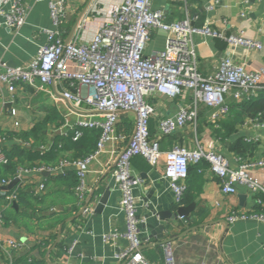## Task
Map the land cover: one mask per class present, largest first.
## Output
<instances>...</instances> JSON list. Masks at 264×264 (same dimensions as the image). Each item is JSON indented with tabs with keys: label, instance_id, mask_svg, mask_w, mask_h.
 Returning <instances> with one entry per match:
<instances>
[{
	"label": "crops",
	"instance_id": "0c3cea01",
	"mask_svg": "<svg viewBox=\"0 0 264 264\" xmlns=\"http://www.w3.org/2000/svg\"><path fill=\"white\" fill-rule=\"evenodd\" d=\"M21 1L29 8L27 21L19 33L7 27H0V73L10 67L29 65L37 56L38 47L47 40L45 33H40L39 29L55 28L47 0ZM120 1L67 0L69 10L61 25V28L64 27L63 34L75 17L77 20L81 13L90 10L96 3L102 14L91 11L83 17L87 21L83 38L90 40L103 18ZM212 1L155 0L154 6L163 9L167 21L170 22L191 18L196 8H202L205 14L203 26L209 24L213 29L224 31L226 34H238L242 31L246 36L259 39L264 44V0H220L214 11H207L206 6ZM71 31L72 28L67 37ZM166 38L164 31H155L146 54L164 49ZM194 43L198 70L203 76H208L217 70L221 59L226 55L227 42L218 37L194 34ZM233 59L250 69L260 68L264 65V51L237 47L234 48ZM226 98L230 101L231 114L230 118L222 120H230V143L239 138L248 144L256 143L258 147L254 156L244 157L246 154H238L229 149L230 143L223 137L226 135V129H222L225 133L221 136L215 135L212 126L214 124L208 119L210 109L204 105H200L197 128L187 126L162 137V150H169L175 144L193 149L197 147L198 141L206 148L208 140H212L214 147L230 160L233 167L239 165L238 157L250 161L264 159V118H251L240 107H233L237 105L233 90ZM150 100L156 105V114L151 117V125L154 128L152 137L155 138L160 119L174 115L186 99L182 96L163 98L156 95ZM7 104L10 106L7 107ZM77 117L78 115L72 114L68 101L61 97L54 84L41 88L39 80L34 84L18 83L14 92H10L6 84H0V132L14 133L10 136L7 134L3 146L6 144L12 148L14 144L19 143L31 147L32 144H37L31 137L24 141L19 134L30 131L36 123L43 122L44 141L38 143L36 149L47 150L52 147V159L49 160V164H53L49 165L51 167H57L62 160L73 155L72 148L68 150L63 146L61 136L67 128L64 127L66 120L74 122ZM124 120L132 122L131 131L122 127ZM135 123L136 117L133 114L120 116L116 133L122 135L123 139L107 143L105 150L92 163L91 172L87 176L89 192L82 205L79 204L75 191L76 181L71 168L65 170L69 175L62 180L49 175L64 174L63 172L33 171L27 174L25 187H28L30 194L25 197L27 200L22 201L24 198L13 204L15 210L7 205L4 194L0 195V210H5L11 218L9 224L3 220L0 232L3 236L14 237L25 243L24 248L16 253L15 264L35 261L37 264H121L114 257V253L128 245L129 241L124 236L128 226L126 215L120 207L121 193L112 172L120 151L133 134ZM36 160L38 159L25 158L21 165L24 163V167L32 168L34 165H29ZM21 165L19 164V168ZM133 169L143 178V183L135 187L134 194L137 200V216L141 220L139 230L142 239L145 237L142 252L150 262L165 264L170 247L176 264H264V221L255 217L228 221L232 211H245L249 214L256 212L260 193H254L247 184L239 183L236 193L226 194L222 191L221 180L212 175L207 167L201 172L202 180L200 177H193L195 189H198L197 197L193 201L195 205L190 214L181 218L175 216L179 204L176 203L174 192L164 177L165 159L162 157L155 167L147 168L137 160ZM253 173L264 180V168H255ZM4 178L13 181L1 174L0 179ZM188 180L190 177L186 180L187 183ZM41 183L45 185L44 190H39ZM46 183H49L47 187ZM9 184L1 187L6 194L11 193L17 185L16 183L12 188H7ZM36 197H43L42 201L39 202ZM85 205L90 209L89 215L81 214ZM100 205L102 207H99ZM200 209L205 213L203 222L190 226L191 221L199 219L197 211ZM159 212L165 214L164 220H160ZM160 221H164V226ZM147 223L153 224L155 230L163 226V236L159 237L148 230L145 226ZM61 228L62 233L57 242ZM114 232L119 233L118 238H106L105 235ZM165 240H171V243ZM72 246L70 253L68 250Z\"/></svg>",
	"mask_w": 264,
	"mask_h": 264
},
{
	"label": "built area",
	"instance_id": "2783aa9c",
	"mask_svg": "<svg viewBox=\"0 0 264 264\" xmlns=\"http://www.w3.org/2000/svg\"><path fill=\"white\" fill-rule=\"evenodd\" d=\"M47 2L55 28L39 29L47 40L38 47L37 56L27 66L10 67L0 73V84H6L10 92L15 91L18 83L34 84L36 80L40 81L41 88L56 85L58 93L68 101L72 114L78 115L74 122L66 120L64 124L69 130H75L73 140H78L84 129H100L101 135L94 152L83 159H64L57 167L18 168L12 178L18 179L17 185L9 194L4 193L1 187L11 181L0 179V195L4 194L7 205L17 202L21 189L27 184V174L33 171L65 173L69 168L77 173L79 182L75 191L82 205L89 192L87 176L92 163L105 150L107 143L122 138L116 133L122 114L135 115L136 123L112 172L121 193L120 207L128 226L124 234L128 245L114 253L121 264H154L142 253L144 241L139 230L141 220L137 216L134 189L143 183V178L133 169L132 159L136 156L144 157L151 167H155L162 157L165 159L164 177L178 206L186 190L189 164L204 159L210 163L211 174L221 180L224 193L234 194L237 185L245 183L254 193L264 195V180L253 173L255 168H264V159L250 161L238 157L240 163L233 167L230 160L214 147L212 140H208L206 148L198 141L193 149L175 144L165 151L160 143L162 137L187 126L196 129L200 105L210 109L209 122L218 126L220 120L231 114L230 101L226 97L232 90L234 101L238 103L264 89V65L250 69L233 59L234 48L237 47L264 51V44L259 39L248 37L242 31L226 34L209 24L194 26L189 17L167 21L164 10L154 6L155 0H121L103 18L92 38L85 40L87 21L83 17L91 11L102 14L95 3L90 10L83 12L76 31L69 38L64 37L61 28L69 10L67 0ZM219 3L220 0H213L206 10L214 11ZM8 4L11 5L6 8ZM28 8L21 0H0V27L19 33L27 21ZM157 30L167 34L165 47L147 55V47ZM194 34L218 37L227 42L226 55L217 70L208 76H203L198 70ZM159 94L171 98L182 96L186 100L174 115L160 119L157 135L153 138L149 124L156 114V105L150 99ZM67 128L62 134H67ZM3 142L4 138L0 136V164H7L9 158L3 150ZM44 189L45 185L41 183L39 190ZM257 204L264 207V198H257ZM2 212L0 210V224L3 222ZM83 213L89 215L90 209L86 207ZM247 217L264 221V212L232 211L228 221ZM105 236L115 240L119 233ZM24 245V242L3 236L0 232V264H15L16 253ZM72 249L73 246L68 251L71 253ZM165 264H176L170 247Z\"/></svg>",
	"mask_w": 264,
	"mask_h": 264
},
{
	"label": "trees",
	"instance_id": "16d2710c",
	"mask_svg": "<svg viewBox=\"0 0 264 264\" xmlns=\"http://www.w3.org/2000/svg\"><path fill=\"white\" fill-rule=\"evenodd\" d=\"M193 16L189 19H191L192 24L194 26H198V27H202L203 25V21H204V17L205 14L202 11V8H196L193 12ZM76 17L74 18L73 21H71V23H69V25L66 27V32L64 33V37H67L70 33L71 28H73L74 24L76 23ZM64 27H62L63 30ZM75 91V90H74ZM238 106L240 107V109L245 112L247 115H249L251 118H264V89H261L257 95L252 96L250 98H246L244 100H242L241 102H238L237 105H234L233 107ZM232 112H233V108H232ZM125 117V116H124ZM230 118V117H228ZM223 121V120H222ZM212 125V124H211ZM219 127H214L213 126V131L215 133V135L217 136V134L219 136H221L222 134H224L225 132H222V129H226V135H223L224 138H227V140L230 143V132L232 131V126L230 123V120L227 119V121H223L221 123V121L218 123ZM122 127L124 128V130L126 131H131L132 129V122H128L127 120H124L122 123ZM150 134L151 136H153L154 134V128L151 125V119H150ZM14 135V133H4V132H0V136L4 138H7L8 135ZM20 137L22 139H24V141H28V138L31 137L33 139H35V141L37 142V144H32L31 147L30 146H23L22 144H14V146L12 148L7 147L6 144H4L3 146V150L6 154V156L9 158V162L7 164H0V172L1 174H5L7 177H10L11 179L15 177L17 170L19 168V164L21 165L22 161L27 158L29 160H34V159H38L34 162H32L31 165L35 167V166H40L43 165L44 166H48L51 167L49 165H53V164H49L51 163L52 156V147L48 148L47 150H42V149H36V146H39L38 143L44 141V137H45V126L43 122H38L36 123V125L27 132H23L21 134H19ZM75 135V130H68L66 135L61 136V141L63 143V146L66 148H68V150H71V148L73 149V155H71V158H67L70 160H77V159H83L86 156H88L89 154L93 153L94 150L97 147V142L99 140V137L101 135V130L100 129H84L83 130V135L78 139V140H73V136ZM218 138V137H217ZM229 149L235 151L238 154H246L247 157L249 156H254L256 154V149H257V144H248L245 143L243 141V139L239 138L234 140L233 142H231L229 144ZM23 158V160H21ZM139 160L142 165L144 167H148L150 166L149 163L146 161V159L142 156H136L132 159V165ZM24 162V161H23ZM21 166H25L24 163ZM210 167V163L207 160H201L198 163H190L189 167H188V177L187 179L190 177V180H188V183L186 182V190L185 193L183 194L182 200L180 202V204H183L185 206L190 205L193 203V201L196 199L197 197V193H198V189H195V178L193 179V177H200L201 180L203 179V176L201 173L202 171H204V168ZM70 172V171H69ZM73 175H72V173ZM70 175H72L75 178L76 181V186L78 185V176L75 170L71 171ZM0 174V176H1ZM69 174L66 172L64 174H58V175H54V174H50L49 176L51 177H55L58 178V180H62V179H66V177ZM192 177V178H191ZM186 179V180H187ZM49 183H46V187ZM4 193L5 191L2 190ZM30 194V191H28V187H25V189L23 191H21L19 193V197L17 202H20L22 199H24L27 195ZM258 197L264 198L263 194H258ZM37 200L39 202L42 201L43 197H36ZM28 198H25L22 201L27 200ZM1 202V201H0ZM26 205H28V207L30 206L29 203L27 202ZM9 207H12L14 210L16 208H14L13 204L8 205ZM11 208V209H12ZM24 210V209H22ZM256 212L257 213H262L264 212V207L261 205H258L256 207ZM199 219L197 221L193 220L190 222V226L192 225H196L198 223L203 222L204 218H205V213L203 212L202 209L197 211ZM3 215V220L6 222V224H9V220L11 218H9V214H7L5 212V210L2 212ZM63 219V218H62ZM13 220V219H12ZM14 221V220H13ZM143 253V252H142ZM147 258V257H146ZM148 259V258H147ZM149 260V259H148ZM28 264H37V261L32 262V263H28Z\"/></svg>",
	"mask_w": 264,
	"mask_h": 264
},
{
	"label": "water",
	"instance_id": "95a60500",
	"mask_svg": "<svg viewBox=\"0 0 264 264\" xmlns=\"http://www.w3.org/2000/svg\"><path fill=\"white\" fill-rule=\"evenodd\" d=\"M82 15H83V13H81V14L79 15V17H78L76 23L74 24V26H73V28H72V31H71V34H70V37H69V38H71V36H72V35L74 34V32L76 31V29H77V25H78V22H79L80 18L82 17ZM159 96H161V97H163V98H168V96H167V95H164V94H159ZM61 97H62V95H61ZM170 98H171V97H170ZM9 106H10V105L7 104V107H9ZM84 114H87V112L84 113ZM17 182H18V179H14V180H13V181L7 186V188H12L14 185H16ZM103 201H104V200H103ZM194 205H195V204L192 203V204L187 205V206H185V205L179 206L178 211H177V213L175 214V216H187L188 214H190V211L192 210V208H193ZM86 207H87V205H85V206L81 209V214L83 213V211H84V209H85ZM99 207H102V205H100ZM158 215H159V217H160V220H164L165 214H161V213L159 212ZM160 222H161L160 224L164 226V221H160ZM145 226H146V227L148 228V230H150L153 234H155V235H159V237H162V236H163V229H162L163 226H160L157 230H155V226H154L153 224H151V223H147ZM194 228H196V227H194ZM61 233H62V228L60 229L59 238H58L57 242H58L59 239H60ZM151 235H152V234H151ZM146 239H147V238H146ZM143 241H145V237L143 238ZM165 242H167V243H171V240H170V241L165 240ZM142 249H143V247H142Z\"/></svg>",
	"mask_w": 264,
	"mask_h": 264
}]
</instances>
